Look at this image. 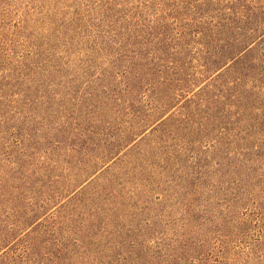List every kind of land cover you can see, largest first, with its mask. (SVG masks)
<instances>
[{
  "label": "rangeland",
  "instance_id": "1",
  "mask_svg": "<svg viewBox=\"0 0 264 264\" xmlns=\"http://www.w3.org/2000/svg\"><path fill=\"white\" fill-rule=\"evenodd\" d=\"M0 264H264V0H0Z\"/></svg>",
  "mask_w": 264,
  "mask_h": 264
}]
</instances>
